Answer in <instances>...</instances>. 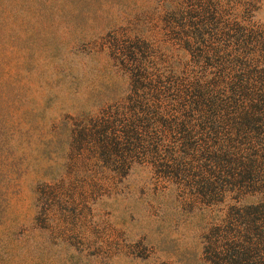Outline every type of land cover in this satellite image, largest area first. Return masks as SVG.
I'll use <instances>...</instances> for the list:
<instances>
[{
	"label": "rangeland",
	"instance_id": "obj_1",
	"mask_svg": "<svg viewBox=\"0 0 264 264\" xmlns=\"http://www.w3.org/2000/svg\"><path fill=\"white\" fill-rule=\"evenodd\" d=\"M155 7L0 0V264H209L229 206L254 200L230 189L206 202L74 143L76 124L127 90L107 38L159 42ZM253 14L264 29V0Z\"/></svg>",
	"mask_w": 264,
	"mask_h": 264
},
{
	"label": "trees",
	"instance_id": "obj_2",
	"mask_svg": "<svg viewBox=\"0 0 264 264\" xmlns=\"http://www.w3.org/2000/svg\"><path fill=\"white\" fill-rule=\"evenodd\" d=\"M154 1L160 41L110 33L127 90L76 124L74 143L105 166L136 160L206 202L230 189L254 197L229 206L206 257L264 264V29L253 14L262 0Z\"/></svg>",
	"mask_w": 264,
	"mask_h": 264
}]
</instances>
